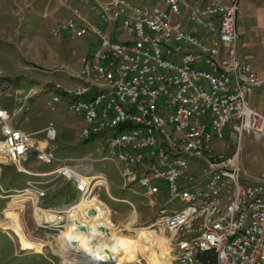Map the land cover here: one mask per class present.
<instances>
[{"label":"built area","instance_id":"built-area-1","mask_svg":"<svg viewBox=\"0 0 264 264\" xmlns=\"http://www.w3.org/2000/svg\"><path fill=\"white\" fill-rule=\"evenodd\" d=\"M134 1L140 6L64 0L68 16L53 34L94 40L74 83L42 84L53 92L46 105L65 101L85 123L82 139L104 142L100 161L122 166L123 188L141 189L153 211L144 227L168 242V264H264V173L252 177L239 161L245 137L264 138V116L250 101L264 77L237 51L240 0ZM15 114L0 106L2 155L23 166L35 152L51 164L53 147L34 148ZM44 131L45 141L54 139L52 123ZM221 145L234 152L223 155ZM80 162L42 176H62L83 196H99L105 175ZM43 185L30 180L19 192L39 199Z\"/></svg>","mask_w":264,"mask_h":264},{"label":"rangeland","instance_id":"rangeland-1","mask_svg":"<svg viewBox=\"0 0 264 264\" xmlns=\"http://www.w3.org/2000/svg\"><path fill=\"white\" fill-rule=\"evenodd\" d=\"M25 1L0 0V84L3 80H8L14 90L20 91V95L17 91L14 94L10 92L11 96H3V93L7 95L12 88L4 91L0 89V105L10 109L11 114L16 113L13 123L37 141L34 148L46 153L53 147L54 159L51 164H44L35 154H30L27 162L22 163L24 170L40 175L39 177L18 172L16 166L18 169L20 166L17 161L14 165L0 156V191L9 190L7 196H0V264H64L67 260L69 264H87L73 255L66 254V259L61 256L62 237L71 232L67 228L70 222L59 223L54 225L55 228H38L32 216L33 210L38 208L67 218L70 209L80 205L85 199L103 203L108 213V225L124 235L119 241L125 244V248L128 244L133 247L129 256L130 263L147 264V260L142 256L146 242L142 241L143 236L137 234L140 233L139 228L151 221L153 211L147 207V200L141 196V189L137 185L124 189L122 166L116 161H100L102 157L107 156L104 142L97 140L98 138L84 141L81 137L85 126L82 118L68 111L65 101L53 105V108L48 107L46 103L53 92L41 89L42 84L57 81L56 77L61 76L59 70L65 72L61 70L62 67L68 69L67 71L75 69L79 72L82 59L87 55L94 39L86 38L89 41L86 44L82 40L72 41L66 34H53V29L62 25L68 16V13H64L60 0ZM130 2L140 6L138 1ZM255 13L252 12L253 20L247 23L238 20V30L241 28L246 34L240 35L237 51L239 52L240 43H245L242 54H247V58L244 59L259 74V71H264V35L257 33L259 28ZM251 27L255 31H251ZM56 64L64 66L59 67ZM53 65H56L55 74ZM262 89L261 94L253 92L254 104L261 100L262 94L264 95V87ZM28 93L32 95L23 100V95ZM49 123L53 124L56 135L53 140L45 141L44 128ZM223 146H218L223 155H231L234 152L231 146ZM77 161L84 165L92 164L94 172L105 175L106 185L97 191L99 198L81 196L79 191H75L73 184L62 176H42L63 162L74 165ZM239 161L242 170L250 176L263 174L264 138L253 140L245 137ZM30 180L44 182L45 196L37 199L29 194V191L23 195L19 192ZM133 226L136 227L132 229ZM55 245L56 248H53Z\"/></svg>","mask_w":264,"mask_h":264},{"label":"bare ground","instance_id":"bare-ground-1","mask_svg":"<svg viewBox=\"0 0 264 264\" xmlns=\"http://www.w3.org/2000/svg\"><path fill=\"white\" fill-rule=\"evenodd\" d=\"M3 150L4 146L0 144V156L10 163L11 161L2 155ZM19 166L22 170L23 167L21 165ZM80 195L83 196L82 193ZM106 207L108 208L107 205ZM32 216L38 228H55L54 225L62 222H70L67 228L71 232L62 237L61 256H64V258L67 254L73 255L75 258L83 260L87 264H103L102 262L110 264H132V262L130 263L129 256L133 247L126 243L128 245L125 248V244L119 241L124 238V235H122L121 231L112 229L108 225V213L104 205L99 201L83 200L80 205H76L70 209L67 218L42 211L38 208L33 210ZM139 232L137 235L143 236L144 239L142 241L145 240L146 242L144 244L143 254L142 252L141 254L147 260V264H168V242L161 238L157 239L154 233L146 227L139 228ZM52 247L56 248V245ZM63 263L69 264V261L67 260Z\"/></svg>","mask_w":264,"mask_h":264},{"label":"crops","instance_id":"crops-1","mask_svg":"<svg viewBox=\"0 0 264 264\" xmlns=\"http://www.w3.org/2000/svg\"><path fill=\"white\" fill-rule=\"evenodd\" d=\"M25 1V0H24ZM36 1H38V0H36ZM60 2H61V6H62V8H63V10H64V13L65 14H67V12H66V10L64 9V6H63V3H64V0H60ZM25 4H27V2L25 1ZM27 6V5H26ZM240 10H241V12H240V14H239V17H238V20H240L241 19V23H242V21H243V23H247L248 21H250V20H253L252 19V17L254 16V15H252V12H256L255 14H256V20L258 21V25H257V27L259 28V32L257 31V33H259V34H262V35H264V0H240ZM263 11L262 13L260 12V11ZM31 13H33V12H31ZM237 23H238V21H237ZM238 28V27H237ZM244 28V27H243ZM243 29H241L240 28V30H238V34H239V40H240V35H242V34H246V32L244 33L243 31H242ZM255 31V29H253L252 27H251V31ZM249 34H251V33H249ZM255 34V33H254ZM264 37V36H263ZM247 42V41H246ZM244 46V47H243ZM245 43L244 44H241L240 43V47H239V56L242 58V60H244L245 62H247L244 58H247V54L245 55H243L242 53H243V48L245 49ZM1 50V49H0ZM58 51V50H57ZM58 63V62H57ZM75 66H77L75 63H73ZM250 64V63H249ZM57 66H64V65H60V64H56ZM56 65H53V71H54V74L55 73H57V70H56ZM251 65V64H250ZM73 66V65H72ZM62 71H65V72H61L60 70H59V72H60V74H61V76L60 77H56V79H57V81L58 80H60V81H62V82H64V83H67V84H72V83H74L75 82V80L73 79L74 78V76H76L77 74H78V72H77V70H75V69H69V71H67L68 69H65V67H62V69H61ZM75 70V71H74ZM48 74H50L49 72H48ZM53 74V75H54ZM259 74L261 75V76H263L264 77V71H262V73H261V71H259ZM22 82H23V80H21ZM25 81H27V80H25ZM56 81V80H55ZM21 82V85L23 84ZM48 82H51V81H48ZM25 83V82H24ZM2 84H8L9 86H10V88H12V85H11V83L8 81V80H6L5 82H4V80L2 81V83L0 84V85H2ZM18 85V84H17ZM20 85V86H21ZM42 86V85H41ZM262 89V88H261ZM261 89H259V90H257L256 91V93L257 94H261L262 93V91H261ZM263 90V89H262ZM18 91V92H17ZM9 93H7V95H6V93H3L2 95L4 96H11V94H14L15 92H17V93H19L20 91L19 90H14L13 88H12V90L10 89L9 91H8ZM10 92H12L11 94H10ZM261 92V93H260ZM261 100L257 103V104H254L253 103V97H252V95H251V97H250V101H251V104H252V106L253 107H255L263 116H264V95L262 94L261 95ZM0 106H2V105H0ZM3 108H5L4 106H2ZM6 110H8V111H11L10 109H8V108H5ZM108 191V190H107ZM109 192V191H108ZM111 196V195H110ZM103 204V203H102ZM58 214H60V213H58ZM52 245V244H51ZM55 251H57V250H55Z\"/></svg>","mask_w":264,"mask_h":264},{"label":"water","instance_id":"water-1","mask_svg":"<svg viewBox=\"0 0 264 264\" xmlns=\"http://www.w3.org/2000/svg\"><path fill=\"white\" fill-rule=\"evenodd\" d=\"M0 89L2 90V91H4L5 89H6V87L5 86H0ZM34 154H35V152H34ZM108 262H110V261H108ZM103 264H105V262H102ZM95 264V263H94ZM99 264V263H98Z\"/></svg>","mask_w":264,"mask_h":264}]
</instances>
